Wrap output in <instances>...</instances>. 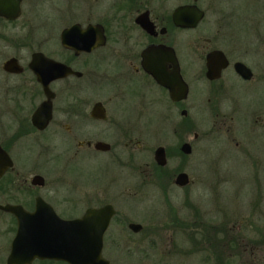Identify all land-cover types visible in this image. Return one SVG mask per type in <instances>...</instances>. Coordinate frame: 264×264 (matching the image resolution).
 <instances>
[{
  "label": "flooded vegetation",
  "instance_id": "obj_1",
  "mask_svg": "<svg viewBox=\"0 0 264 264\" xmlns=\"http://www.w3.org/2000/svg\"><path fill=\"white\" fill-rule=\"evenodd\" d=\"M238 1L0 0V146L12 160L0 175V204L16 203L32 210L40 197L62 218L80 217L88 208L110 205L103 256L107 238L117 248L122 237L133 244L138 243L134 238H152L158 227L135 219L129 201L138 202L139 190L148 183L161 192L165 203L170 199V186L180 188L191 182L188 174L189 182L177 184V173L185 170L170 171L166 166L168 156L192 151L186 134L194 130L197 119L187 115L190 108L203 106L209 111L214 127L210 131L235 133L237 119L244 126L239 127L241 132L246 126L264 129V96L252 99L254 91L264 92V32L254 31L253 38L241 46L230 43ZM258 1L261 11L264 0L261 5ZM250 24L258 30L259 23ZM213 50H221L227 62L216 71L220 58L214 57L211 66L215 76H208L207 54ZM34 59L45 70L43 78L32 67ZM50 61L79 73L53 76L56 70ZM237 62L249 69L248 76L237 71ZM182 84L187 89L183 95ZM46 88L50 117L40 127L33 114L48 100ZM241 101L246 102L243 107ZM154 108L165 110L161 117L165 126L160 131H172L177 143L153 146V162L145 168L143 178L140 173V182H120L118 168L106 176V158L117 167L137 169L134 151L140 141L138 119L149 125L152 116L148 112ZM197 135L193 131L194 138ZM23 139L35 142L37 153L45 156V165L40 166L37 160L31 167L19 165L15 150ZM184 142L191 145L189 153L181 149ZM235 142L237 145L239 141ZM159 145L167 158L164 165L154 158ZM125 149L129 154L124 160ZM90 156L99 158L91 173L96 182L79 189L69 181L68 168L79 158L88 163ZM46 163L53 167L50 186ZM35 175H41L42 182H34ZM119 201L128 206L123 208ZM184 202L196 213L189 193ZM75 203L81 204L77 212L70 210ZM170 214L174 227L190 230L189 253L185 254L200 251L196 229L201 219H181L172 206ZM2 217L9 219L6 231L13 232L9 252L17 221L13 213L0 208V221ZM131 223L140 226L134 229ZM227 228L230 234L240 231L233 224ZM35 260L69 264L60 259Z\"/></svg>",
  "mask_w": 264,
  "mask_h": 264
},
{
  "label": "rangeland",
  "instance_id": "obj_2",
  "mask_svg": "<svg viewBox=\"0 0 264 264\" xmlns=\"http://www.w3.org/2000/svg\"><path fill=\"white\" fill-rule=\"evenodd\" d=\"M257 1L239 0L236 3L239 11L232 20L231 29L234 32V38L230 43L241 46L240 43L244 44L248 38H253L254 31L264 32V8L260 11L259 1ZM261 3L262 0L260 5ZM246 16L250 17V21ZM249 22L259 23L258 30H254ZM80 84H84V81ZM195 94L196 92L193 93ZM258 96H264L262 89L252 93L253 100L258 99ZM244 103L246 102L241 101L242 107ZM150 114L152 117L149 125L144 124L143 118L138 119L140 141L134 151L137 169H131L129 165L117 167L106 158L104 164L106 176L115 173L118 168L120 182L131 183L137 180L140 182V173L143 178L146 174L145 168L153 162V146L177 143L176 134L172 131H160L165 126V122L161 119L164 117L165 110L154 108L148 112V115ZM187 115L197 119V125L193 130L198 133L197 137L194 138L193 131L186 134V138L192 143V151L187 155L168 156L166 166L170 171L184 169L190 175L191 182L180 188L170 186L168 189L170 199H166L165 203L162 202L161 192L146 183L147 181L145 182L143 189L139 190L138 202L129 201L132 206L130 209L135 219L142 221L146 226L158 227L157 233H154L152 238L145 236L134 238L133 240L138 241L136 244L131 243L130 239L119 238L122 241L119 245L120 249L114 247L111 238H107L104 256L110 260V264H215L212 255L206 257L203 255L210 250L207 239L203 237L204 222L239 226L240 231H236V238L232 241L233 247L235 242L237 243V248L230 250L228 264H264V241L262 240L264 237V129L253 130L252 126H246L245 131L241 132L239 127L244 126L237 119L236 125H233L235 133H229L224 129L210 131V128H214L211 123L212 117L203 106L190 108ZM236 140L239 141L237 145ZM17 144L15 155L19 165L31 167L35 165V160L40 163V166L45 165V158H43L45 156L37 153V145L34 141L23 139ZM126 154H129V151L124 152V160ZM97 160L99 158L90 156L88 165L83 158H79L73 166L68 168L69 181L74 186L78 185L79 189L88 182H96L92 179L91 173ZM46 165L49 166L44 173L50 186L53 183L51 180L53 167L51 163ZM130 169L134 171L133 174ZM25 174L27 176L28 172ZM187 193L194 200L196 213L193 208H187L184 204ZM119 204L124 205L123 208L128 206L125 201H119ZM80 205L72 204L70 210L77 212ZM171 206L175 208V214L181 219H201V225L196 229L197 237L200 238L198 245L201 248L200 251L185 254L189 253L187 249L190 246V240L187 236L190 230L173 226ZM1 219L0 264H6L5 258L13 232L6 231L9 224L8 217ZM142 240L144 241L141 243ZM132 246H139V249ZM141 247H145L146 250H142ZM30 264L45 263L35 260Z\"/></svg>",
  "mask_w": 264,
  "mask_h": 264
},
{
  "label": "water",
  "instance_id": "obj_3",
  "mask_svg": "<svg viewBox=\"0 0 264 264\" xmlns=\"http://www.w3.org/2000/svg\"><path fill=\"white\" fill-rule=\"evenodd\" d=\"M216 56L220 58V65L216 71L227 62L221 50L209 52L207 54L208 76H215L212 73L211 64ZM48 63H51L56 70L53 76H61L74 71L61 62L50 61ZM32 67L39 77L43 78L45 70L37 64L35 59L32 62ZM236 69L243 76H248L249 69L241 62L236 63ZM181 88L183 95L187 90L185 84H182ZM45 91L48 100L43 102L33 114V121L40 127L44 126L50 117V93L48 88ZM181 149L185 153H189L191 151L190 143L184 142ZM154 158L160 165L166 163L167 158L162 145L156 147ZM11 164L10 156L0 146V175ZM33 181L42 182V176L35 175ZM175 182L179 185L189 182L188 173L186 171L178 172ZM0 208L13 213L17 221L6 264H30L35 258L60 259L69 264H110L109 259L102 255L103 232L112 212L110 205L88 208L82 216L76 218L60 217L53 207L40 197L36 199L32 210L16 203L0 204ZM131 225L134 229L140 226L138 223H131Z\"/></svg>",
  "mask_w": 264,
  "mask_h": 264
},
{
  "label": "trees",
  "instance_id": "obj_4",
  "mask_svg": "<svg viewBox=\"0 0 264 264\" xmlns=\"http://www.w3.org/2000/svg\"><path fill=\"white\" fill-rule=\"evenodd\" d=\"M203 226L205 228L203 237L208 241L210 249L208 252H210V254L212 255L215 264H228L229 261L227 260V258L230 254V250H234L237 244L235 242V246L233 247L234 244L232 241L236 238V235L230 234L228 232V226L225 223L214 225L209 224L208 222H204ZM262 240L264 241V237L262 238ZM206 253L203 254L204 257L208 256V254Z\"/></svg>",
  "mask_w": 264,
  "mask_h": 264
}]
</instances>
